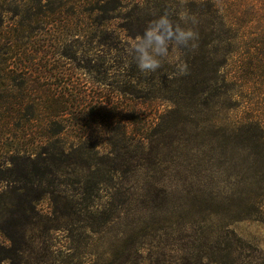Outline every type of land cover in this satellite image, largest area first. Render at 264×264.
Masks as SVG:
<instances>
[{
    "label": "rangeland",
    "instance_id": "1",
    "mask_svg": "<svg viewBox=\"0 0 264 264\" xmlns=\"http://www.w3.org/2000/svg\"><path fill=\"white\" fill-rule=\"evenodd\" d=\"M208 8L0 0V264H264V150L202 51ZM165 12L197 21L185 77L132 59Z\"/></svg>",
    "mask_w": 264,
    "mask_h": 264
},
{
    "label": "trees",
    "instance_id": "2",
    "mask_svg": "<svg viewBox=\"0 0 264 264\" xmlns=\"http://www.w3.org/2000/svg\"><path fill=\"white\" fill-rule=\"evenodd\" d=\"M204 3L209 7L207 13L216 14L218 22L209 21L205 25L206 34L202 39L204 48L202 51L206 53L208 60L214 55L222 57L219 65L221 73L217 77L215 75V79L221 80L225 85H237L241 96H243L242 92L250 94L249 105L246 106L249 114L241 123V127L249 132L255 140V145L262 151L264 150V0H204ZM171 74L168 73L166 78L171 79ZM102 134L107 136L106 133ZM50 158L53 156L35 157L30 160L35 167L44 172L43 168L47 167L49 160H53ZM1 230L12 240L9 231Z\"/></svg>",
    "mask_w": 264,
    "mask_h": 264
},
{
    "label": "clouds",
    "instance_id": "3",
    "mask_svg": "<svg viewBox=\"0 0 264 264\" xmlns=\"http://www.w3.org/2000/svg\"><path fill=\"white\" fill-rule=\"evenodd\" d=\"M179 21H173L169 14L162 15L149 21L142 35L138 36L131 45L132 59L141 73H155L165 62L174 63L175 74H187V64L178 56H170L178 50L194 51L197 48L198 32L188 26L197 23L195 17L179 13Z\"/></svg>",
    "mask_w": 264,
    "mask_h": 264
}]
</instances>
